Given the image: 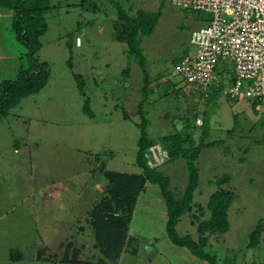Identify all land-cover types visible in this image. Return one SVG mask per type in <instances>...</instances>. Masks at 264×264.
<instances>
[{
	"label": "rangeland",
	"instance_id": "rangeland-1",
	"mask_svg": "<svg viewBox=\"0 0 264 264\" xmlns=\"http://www.w3.org/2000/svg\"><path fill=\"white\" fill-rule=\"evenodd\" d=\"M116 1L131 15L161 12L154 33L142 39L150 84L145 89L140 63L118 38V14L109 0H52L37 56L50 64L49 82L0 123V264H66L68 250L76 264H99L90 215L106 191L105 171L141 172L137 125L145 99L150 138L183 131L194 133L198 145L206 122V143H217L204 148L198 160L195 213L199 206L206 211L219 189L215 181L232 175L223 186L236 197L229 210L231 228L211 236L207 251L219 264H264V231L259 247L248 248L250 234L264 227V103L257 114L250 101L222 92L210 100L186 80L182 61L196 54L192 34L209 23L210 13L177 8L170 0ZM12 16L0 8V82L29 67L28 49L11 30ZM218 65L217 73L231 85L232 61ZM75 74L84 78L83 92ZM88 98L94 117L83 111ZM185 119L192 129L185 130ZM160 170L181 197L188 184L185 161L162 164ZM165 208L160 188L148 183L129 231L139 240L138 252L125 251L119 264H209L168 239ZM177 232L198 239L190 213L182 216ZM13 250L22 256H12Z\"/></svg>",
	"mask_w": 264,
	"mask_h": 264
},
{
	"label": "trees",
	"instance_id": "trees-1",
	"mask_svg": "<svg viewBox=\"0 0 264 264\" xmlns=\"http://www.w3.org/2000/svg\"><path fill=\"white\" fill-rule=\"evenodd\" d=\"M109 1L116 8L118 14V23H116L118 38L127 44L129 56L140 63L145 75V89H147L150 84V76L147 72V59L142 50V39L154 33L161 12L139 10L135 15H131L116 0ZM51 2L52 0H0V8L7 9L13 15L11 30L16 41L28 49L27 58L29 63L27 69H20L16 79H4L0 82V123L24 99L40 93L49 82L50 64L39 61L37 56L43 47L40 39L49 28L46 14L52 9ZM129 71V69L125 70L124 74L128 75ZM74 78L78 82L80 91L83 92L85 85L83 76L75 74ZM223 88L222 81L219 87H213L210 90V100L215 98ZM145 102L146 99L141 101L139 105V115L142 123L137 125L140 128V138L136 163L141 172L105 171L103 174L107 180L106 191L94 206L90 215L96 246L101 253L98 263L119 264L123 253L127 250L132 254H137L138 250L135 244L139 240L131 237L129 231L138 200L146 190L147 184L151 183L160 188V195L165 203L168 239L175 246L188 249L193 256L202 261L209 264H219L217 257L210 254L207 248L211 245V236H224L230 231L229 210L236 197L231 189L223 186L232 180V175L224 174L215 181L219 189L211 195L207 204L208 217L202 218L206 215L203 206H199L198 213H195L194 194L200 183L198 160L204 148L217 143H206L209 136V126L206 125L205 121L200 126L202 132L198 145L195 143L194 133L183 131L165 135L160 140L150 138L147 132L149 121L143 111ZM250 102L253 103L254 110L258 114L257 105L264 103V100ZM83 111L94 117L89 98L84 102ZM192 128L193 125L190 121H186L185 130ZM158 144L168 153V159L164 164L178 160H184L186 163L188 184L181 197H177L174 190H172V180L160 170L161 166L151 167L149 164L151 159L149 157L150 150ZM225 152L229 153L230 149L225 148ZM105 165L106 163L102 162V166ZM188 213L193 218V224H197L199 235L197 240L191 235L181 236L177 232L180 219ZM263 231L264 227L260 225L257 230L250 234L248 248L259 247ZM11 254L12 256H22L16 250H13ZM62 262L76 264L77 261L70 258L68 250Z\"/></svg>",
	"mask_w": 264,
	"mask_h": 264
},
{
	"label": "built area",
	"instance_id": "built-area-1",
	"mask_svg": "<svg viewBox=\"0 0 264 264\" xmlns=\"http://www.w3.org/2000/svg\"><path fill=\"white\" fill-rule=\"evenodd\" d=\"M170 2L177 8L212 15L207 25L193 32L191 43L197 52L185 56L181 65L194 90L210 98V90L222 81L221 92L232 100H264V0ZM221 60L233 63L231 85L225 75L217 73ZM197 122L202 123L201 119ZM149 157L150 166L157 167L166 162L168 153L161 146H154Z\"/></svg>",
	"mask_w": 264,
	"mask_h": 264
}]
</instances>
